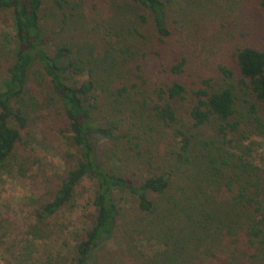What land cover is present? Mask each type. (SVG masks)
I'll use <instances>...</instances> for the list:
<instances>
[{"label":"trees","instance_id":"16d2710c","mask_svg":"<svg viewBox=\"0 0 264 264\" xmlns=\"http://www.w3.org/2000/svg\"><path fill=\"white\" fill-rule=\"evenodd\" d=\"M101 1L0 0V21L11 24L0 55L12 49L0 68V177L34 169L24 153L46 108L58 122L45 144L63 165L54 180L35 179L31 240L14 249L32 264L35 241L51 239L88 179L90 227L55 264H100L104 248L102 264H264L263 172L231 152L245 154L250 138H264V34L260 47L233 49L217 86L209 79L188 90L144 70L158 54L140 25L158 40L171 37V0ZM176 62L171 74L185 63ZM200 128L208 134L197 148ZM215 233L222 254L201 252Z\"/></svg>","mask_w":264,"mask_h":264},{"label":"rangeland","instance_id":"374dc122","mask_svg":"<svg viewBox=\"0 0 264 264\" xmlns=\"http://www.w3.org/2000/svg\"><path fill=\"white\" fill-rule=\"evenodd\" d=\"M124 4L128 3L123 2L120 6H126ZM99 5L107 8L115 4L111 5L109 0H105ZM167 6H169L168 27L171 30V37L158 40L157 36L153 35L150 25H140L141 33L150 36L148 41L152 44L149 46H154V52L158 54L156 57L149 54L147 65L144 67L145 75L149 78L177 81L183 83L188 90H194L202 81L209 79L212 80L210 84L212 87L217 86L216 83L221 82L218 69L223 64L229 65V56L236 46L260 47L262 43L264 9L259 6V0H171ZM10 32V20L1 19L0 46L4 44V34ZM6 50L8 55H0V68L7 67L12 57V54H9L11 47H7ZM182 58L185 62L182 71L171 74L169 67ZM38 71L37 67L32 70L36 76L34 84L38 79ZM36 114L38 133L24 153V160L28 163L25 168L30 164L34 169L30 172L26 171L23 176L17 178L0 177V264H28V261L19 257L14 247L18 244L21 247L25 240H31L25 236V231L33 222L32 200L33 195H37L35 179L54 180L63 170L61 161L54 154V148L45 144L51 138L52 128L54 132V123L58 122V119L55 121L54 118L56 111L46 108L37 111ZM181 117L186 123L184 108ZM195 132L194 146L199 148L207 140L208 133L207 129L201 128ZM245 145L249 148L245 154L231 152L236 156H244L253 167H259L264 177V138L252 137ZM220 166H225L224 172L227 167L230 168L224 164ZM225 174L230 175L227 172ZM93 193V183L84 179L77 189L74 208L72 211L62 213L58 218L55 227L52 228L51 239L43 242L35 241L30 253L32 264H47V260L54 262L53 264L61 262L63 258L61 255L68 252L75 234H81L90 227L89 216L93 212L91 203ZM211 238L213 240L202 241L200 251L205 252L213 246L214 252L221 255L225 247L221 242H217L218 233ZM214 240L216 243H212ZM37 248L39 249L36 251ZM105 252L107 251L104 248L97 253V261L100 264L105 259ZM211 261L210 259L206 264H212ZM226 262L225 259L224 263L218 264H226Z\"/></svg>","mask_w":264,"mask_h":264}]
</instances>
